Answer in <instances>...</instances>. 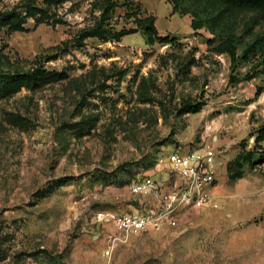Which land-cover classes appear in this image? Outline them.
I'll return each mask as SVG.
<instances>
[{
  "label": "rangeland",
  "instance_id": "1",
  "mask_svg": "<svg viewBox=\"0 0 264 264\" xmlns=\"http://www.w3.org/2000/svg\"><path fill=\"white\" fill-rule=\"evenodd\" d=\"M115 1L109 26L153 14L170 41L148 44L138 31L78 46L105 0H0V13L17 7L23 16L19 30L0 20V68L40 64L51 74L0 97V264H264L261 150L240 178L226 171L264 125V72L244 79L253 65L264 69L258 54L242 57L246 16L236 22L232 66L216 51L217 34L194 30L193 15L173 12L171 0ZM199 101L200 111L182 112ZM204 144L219 163L209 203L180 210L173 227L126 237L98 221L100 213L155 214L153 198L133 195L130 184L168 176L161 161L172 149Z\"/></svg>",
  "mask_w": 264,
  "mask_h": 264
},
{
  "label": "trees",
  "instance_id": "2",
  "mask_svg": "<svg viewBox=\"0 0 264 264\" xmlns=\"http://www.w3.org/2000/svg\"><path fill=\"white\" fill-rule=\"evenodd\" d=\"M173 3V12L186 13L193 15L191 20L192 28L199 29L206 26L212 33H216L219 42L216 47L218 53H226L230 57L232 66L237 61L236 49L239 44L240 35H236L235 26L240 17H245L242 22V33L250 36L251 40L247 43L243 50L242 57L248 59L249 56L262 57L264 63V33H254L256 27L264 24V0H171ZM131 0H124V3L129 4ZM189 3V8L184 7L183 3ZM115 0H105L104 7L99 20L91 27L84 28L79 31L75 38V43L80 46L84 39L98 38L103 42H119L127 35L141 31L146 36L148 44H153L155 41L168 43L169 35L161 36L156 28V17L153 14L139 15L132 12L130 17L134 26L122 27L120 29L113 28L108 25L107 21L116 7ZM29 6V5H28ZM201 13H205L202 18ZM249 15V16H248ZM22 10L13 8L9 11L0 13V20L8 24L11 30L21 29ZM53 58V57H49ZM252 73H247L244 76L245 80H250L260 71L253 65ZM51 74L39 64L31 70H23L18 68L1 69L0 68V97L11 94L19 90L21 86H37L40 82L48 78ZM231 80H236L233 76ZM261 89H258V92ZM204 105L203 101L196 103H184L182 112H198ZM254 139V147L251 150H243L238 153L232 160L228 161L226 171L231 180L242 176V167L245 163H252L256 150H261L259 153V163L264 162V153H262L261 143L264 141V125L260 126Z\"/></svg>",
  "mask_w": 264,
  "mask_h": 264
},
{
  "label": "built area",
  "instance_id": "3",
  "mask_svg": "<svg viewBox=\"0 0 264 264\" xmlns=\"http://www.w3.org/2000/svg\"><path fill=\"white\" fill-rule=\"evenodd\" d=\"M167 183L150 176L137 177L130 184L133 195H151L155 214H98V221L111 223L123 236L138 234L148 228L162 229L177 223V214L186 208L199 209L210 202L218 180L216 151L209 144L195 148L176 147L164 161ZM109 264V263H103Z\"/></svg>",
  "mask_w": 264,
  "mask_h": 264
},
{
  "label": "crops",
  "instance_id": "4",
  "mask_svg": "<svg viewBox=\"0 0 264 264\" xmlns=\"http://www.w3.org/2000/svg\"><path fill=\"white\" fill-rule=\"evenodd\" d=\"M158 174H160V171H158L157 172ZM167 178H168V176H164L163 178H161V177H158V179L157 180H160V181H162V182H165V183H167ZM151 196V195H150ZM152 197V196H151ZM153 198V197H152ZM153 201H154V198H153Z\"/></svg>",
  "mask_w": 264,
  "mask_h": 264
}]
</instances>
